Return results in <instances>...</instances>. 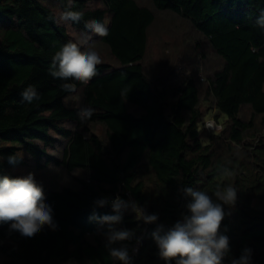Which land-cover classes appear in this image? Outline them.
<instances>
[{"label": "trees", "instance_id": "1", "mask_svg": "<svg viewBox=\"0 0 264 264\" xmlns=\"http://www.w3.org/2000/svg\"><path fill=\"white\" fill-rule=\"evenodd\" d=\"M141 1L0 0V177H20L13 170L28 163L82 172L61 189L35 177L57 227L25 238L0 222V264H120L105 246L108 225L98 220L114 213L94 203L116 196L130 206L115 227L135 234L112 247L127 246L130 264H168L152 233L187 214L182 190L213 195L228 186L237 198L222 205L221 232L230 244L222 264L244 249L251 264H264V27L257 24L264 0H149L152 9ZM65 11L82 12V19L63 20ZM155 12L177 16L195 36L180 38L187 42L177 60L180 77L145 66ZM93 19L106 23V37L86 29ZM72 32L95 36L96 49L114 62L102 61L87 85L50 75L55 53L74 42ZM190 42H205L216 62L203 81L202 70L183 59ZM64 83L76 91H63ZM28 86L39 94L31 104L20 95ZM78 90L83 108L94 110L83 122L68 104ZM12 155L21 160L15 167L7 163ZM140 209L157 214V222L145 224Z\"/></svg>", "mask_w": 264, "mask_h": 264}, {"label": "clouds", "instance_id": "2", "mask_svg": "<svg viewBox=\"0 0 264 264\" xmlns=\"http://www.w3.org/2000/svg\"><path fill=\"white\" fill-rule=\"evenodd\" d=\"M82 16L83 13L79 11H65L61 19L78 23ZM257 24L264 27V14L257 19ZM85 27L100 37L109 34L106 23L95 19L86 21ZM101 63L102 59L97 51L91 48L82 50L77 43L69 41L55 53L50 75L64 81L75 80L87 85L97 75V66ZM61 88L65 92L76 91L72 83H64ZM20 95L22 101L28 104L39 99L33 86L25 88ZM93 113V109L85 107L79 109L77 116L83 122L90 119ZM7 163L15 167L21 160L12 155L7 158ZM224 173L227 174V169ZM182 191L186 198H190L185 206L187 214L170 227L158 225L152 233L160 258L168 264L172 261L175 264H222L223 259L230 253L229 237L221 232L225 217L222 205L235 203L236 189L232 186L223 190L218 188L213 193L215 199L206 191L192 187H186ZM94 203L99 207L110 205L114 213L98 217L101 225H108L105 246L109 255L120 264H130L127 246L112 247L117 242L131 240L135 234L133 231L115 227L121 223L123 212L130 206L129 202L116 196L111 200L100 198ZM131 207L136 209L134 203ZM140 212V219L145 224L157 222V214H147L141 209ZM0 222L9 223L10 231L18 232L25 238L34 237L45 226L55 230L57 225L53 218V209L45 203L43 188L36 181L34 173L29 172L15 178L7 175L0 177ZM231 264H251V250H242L240 257L232 259Z\"/></svg>", "mask_w": 264, "mask_h": 264}, {"label": "rangeland", "instance_id": "3", "mask_svg": "<svg viewBox=\"0 0 264 264\" xmlns=\"http://www.w3.org/2000/svg\"><path fill=\"white\" fill-rule=\"evenodd\" d=\"M141 2L145 4L147 7L152 9L149 0H142ZM155 13H156V20L153 26L150 28L149 46L145 59V66L147 70H150L156 75L161 70L165 71V69H167L164 76L180 77L182 70L180 66L177 67V63H178L177 60L179 57L182 56L181 48H183L184 44L187 43V42L183 43V41H181L180 38L188 36V40H189V36L191 39H194L195 36L193 32H191L190 30L191 29L190 25L184 23V21L177 18V16L167 13H159V12H155ZM72 36L74 42L77 43L81 48H86L87 46L90 45L88 42H92V45L89 48L97 51L102 61L107 60V62L109 63L112 64L114 63L111 57L105 51H99V49L98 50L96 49V45L99 42L96 41L97 39H95V36L87 37L81 35L80 33H75V32H72ZM193 46H195V43L190 42V47H191L190 49L192 50L189 51L183 57V59L187 61H191L193 63L191 65H188V66H193L190 67V69L199 68L202 70L200 79L201 81H203L206 78V74L213 71L216 62L214 61L211 51L210 49L207 48L205 42L204 43L202 42L201 46H197L194 48ZM203 50L205 53L209 54V58L205 61L199 58ZM197 64H199L200 66L197 67L198 66ZM199 84L202 86L203 82H199ZM68 104L78 109L83 108L81 90H78L68 99ZM245 112L248 113L247 108L245 109ZM206 121H207L206 122L207 127L211 125V127L209 128L213 130L215 125L212 115L208 116ZM95 131L100 135L103 133V130L99 125H97ZM61 150L62 148L59 147L56 153L60 154ZM13 172L18 174L19 176H24L27 175L29 172H32L39 181L43 182L45 185H47L52 189H61L64 186L72 185L75 183V177L82 175V172H75L71 175L68 174L66 171L56 168L54 166H50L47 169V171L46 170L39 171L31 163H28L26 166L16 168L13 170Z\"/></svg>", "mask_w": 264, "mask_h": 264}]
</instances>
